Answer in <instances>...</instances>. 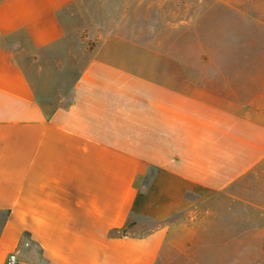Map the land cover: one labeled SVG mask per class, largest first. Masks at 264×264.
I'll return each instance as SVG.
<instances>
[{"label": "crops", "instance_id": "0c3cea01", "mask_svg": "<svg viewBox=\"0 0 264 264\" xmlns=\"http://www.w3.org/2000/svg\"><path fill=\"white\" fill-rule=\"evenodd\" d=\"M111 1L217 54L93 58L48 108L21 59L63 40L76 0H0V264H264V0Z\"/></svg>", "mask_w": 264, "mask_h": 264}, {"label": "rangeland", "instance_id": "374dc122", "mask_svg": "<svg viewBox=\"0 0 264 264\" xmlns=\"http://www.w3.org/2000/svg\"><path fill=\"white\" fill-rule=\"evenodd\" d=\"M112 5L111 0H76V4L62 18L63 40L39 52L34 60H29L26 55L20 58L37 97L46 106L69 99L74 76L93 58L107 56L136 67H142L144 62L156 68L162 64L173 71L177 62L188 60L199 52L217 54L216 50L191 48L192 34L168 31L167 18L153 16L151 31L147 32L143 30L142 17L113 16L112 13L118 11L112 9ZM134 22L136 31L129 25ZM248 84L252 87L253 83ZM250 195L253 201L264 206V168L252 181ZM249 215L264 214L252 209ZM177 221L180 224L177 225ZM187 222L189 217L185 215L174 218L171 222L173 231L177 226L182 227L183 223L190 229Z\"/></svg>", "mask_w": 264, "mask_h": 264}, {"label": "built area", "instance_id": "2783aa9c", "mask_svg": "<svg viewBox=\"0 0 264 264\" xmlns=\"http://www.w3.org/2000/svg\"><path fill=\"white\" fill-rule=\"evenodd\" d=\"M6 264H16V258L14 254L8 256Z\"/></svg>", "mask_w": 264, "mask_h": 264}, {"label": "water", "instance_id": "95a60500", "mask_svg": "<svg viewBox=\"0 0 264 264\" xmlns=\"http://www.w3.org/2000/svg\"><path fill=\"white\" fill-rule=\"evenodd\" d=\"M135 228H136V225H131V226H129V227L125 230L124 234L126 235V234H129V233H132V232L135 230Z\"/></svg>", "mask_w": 264, "mask_h": 264}, {"label": "trees", "instance_id": "16d2710c", "mask_svg": "<svg viewBox=\"0 0 264 264\" xmlns=\"http://www.w3.org/2000/svg\"><path fill=\"white\" fill-rule=\"evenodd\" d=\"M81 70H82V69H81ZM81 70H79V71L77 72V74L74 76L73 81H72V85H73L74 81L77 79V77L79 76ZM71 90H72V88H70V91H71ZM39 101H41L40 98H39Z\"/></svg>", "mask_w": 264, "mask_h": 264}]
</instances>
